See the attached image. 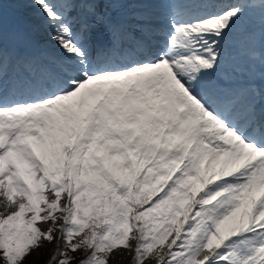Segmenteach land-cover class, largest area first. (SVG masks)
<instances>
[{
    "label": "snow or ice",
    "instance_id": "snow-or-ice-1",
    "mask_svg": "<svg viewBox=\"0 0 264 264\" xmlns=\"http://www.w3.org/2000/svg\"><path fill=\"white\" fill-rule=\"evenodd\" d=\"M45 242L264 264V0H0V264Z\"/></svg>",
    "mask_w": 264,
    "mask_h": 264
},
{
    "label": "rangeland",
    "instance_id": "rangeland-1",
    "mask_svg": "<svg viewBox=\"0 0 264 264\" xmlns=\"http://www.w3.org/2000/svg\"><path fill=\"white\" fill-rule=\"evenodd\" d=\"M53 245H49L45 242V247L42 252L34 253L29 258L27 264H47L50 255L52 254ZM114 264V263H113Z\"/></svg>",
    "mask_w": 264,
    "mask_h": 264
},
{
    "label": "trees",
    "instance_id": "trees-1",
    "mask_svg": "<svg viewBox=\"0 0 264 264\" xmlns=\"http://www.w3.org/2000/svg\"><path fill=\"white\" fill-rule=\"evenodd\" d=\"M72 255L75 256V260H74L73 264H79V261L85 257L86 253L77 252V253H73Z\"/></svg>",
    "mask_w": 264,
    "mask_h": 264
},
{
    "label": "bare ground",
    "instance_id": "bare-ground-1",
    "mask_svg": "<svg viewBox=\"0 0 264 264\" xmlns=\"http://www.w3.org/2000/svg\"><path fill=\"white\" fill-rule=\"evenodd\" d=\"M9 11H12V10L9 9ZM117 255H119V253H117ZM113 263H114V264H131V257L128 256L126 259H124V260H122V261L114 260Z\"/></svg>",
    "mask_w": 264,
    "mask_h": 264
}]
</instances>
